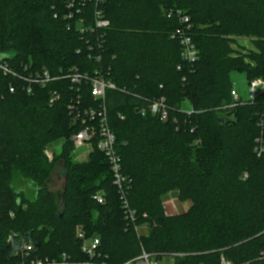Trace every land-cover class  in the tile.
<instances>
[{
  "label": "trees",
  "instance_id": "obj_1",
  "mask_svg": "<svg viewBox=\"0 0 264 264\" xmlns=\"http://www.w3.org/2000/svg\"><path fill=\"white\" fill-rule=\"evenodd\" d=\"M66 1L0 0V63L20 75L101 71L117 86L106 105L134 223L103 153L94 145L87 160L76 159L71 138L81 127L69 115V81L29 94L24 81L0 70V264L63 253L85 260L82 231L100 239L107 264L138 257L140 243L157 262L220 264L223 256L232 264H264V153L254 151L264 92L222 109L232 102L233 71L248 83L264 78V0H87L80 5L85 33L65 17ZM97 9L108 27L96 29ZM177 11L188 17L198 49L192 65L174 36L185 27ZM52 91L60 95L53 105ZM160 98L167 121L139 112ZM82 100L84 107L98 104L89 84ZM53 142L58 151L49 160ZM57 162L66 170L60 194L48 189ZM101 190L103 204L95 199ZM173 190L192 202L187 212L166 214L163 203ZM138 224L150 229L140 239Z\"/></svg>",
  "mask_w": 264,
  "mask_h": 264
},
{
  "label": "built area",
  "instance_id": "obj_2",
  "mask_svg": "<svg viewBox=\"0 0 264 264\" xmlns=\"http://www.w3.org/2000/svg\"><path fill=\"white\" fill-rule=\"evenodd\" d=\"M87 0H67L65 17L70 21H76V29L80 33H85L88 28L82 26L85 22L82 17V9L80 5L86 3ZM91 1V0H90ZM97 2H100L99 0ZM97 4V3H96ZM180 23L185 25L184 28L178 30L174 35L179 38L182 48L181 57L188 64H194L198 58V49L192 37L188 35L189 19L180 11L176 12ZM80 16V17H79ZM79 19H78V18ZM77 18V19H76ZM96 29H103L109 26V22L103 18L102 9H97L94 16ZM94 29H92L93 31ZM173 36V37H174ZM180 69V67H179ZM0 70L3 75L11 76L20 79L26 83V90L29 94L33 93L35 86L47 87L50 83L58 80H68L70 88L73 92L72 99L68 104L69 115L71 116L72 124L79 125L80 130L72 136L74 148L79 150L88 147L94 149L95 147L103 153L106 162L109 165L113 185L116 188L117 194L120 197L122 206L125 209L126 218L134 223L135 212L131 210L127 200L129 184L127 178L123 174V167L120 155L117 149V140L110 123L108 109L106 105V97L108 90H118L117 86L101 73L95 71L93 74L81 72L78 68L69 70L68 73H61L59 75H52L48 70L28 71L26 75H20L12 69L7 63H0ZM90 85V93L92 98L98 103L96 106H83L82 91L83 85ZM15 88L10 87V92H14ZM264 92V78L254 79L248 84V98L243 99L233 87L231 91L232 102L225 105L223 110H231L245 101H254L256 97ZM60 99L57 91L50 93L49 103L53 105ZM139 112L144 116L150 114L158 118L160 121H167L169 117L168 107L164 98L153 99L148 101L147 105L141 107ZM259 136L255 140L254 151L258 156L264 153V117H261L258 122ZM246 177V175H245ZM98 203H104V197L97 195L95 198ZM77 238L81 242V252L86 257L85 260L76 261L68 254L63 253L57 258H34L30 259L29 264H107L100 258L99 247L100 239L98 237L87 236L85 232H79ZM31 246L28 247L30 249ZM123 264H162L157 262L147 253H143L139 257L129 260ZM169 264H175L173 261ZM220 264H232L225 257L221 256Z\"/></svg>",
  "mask_w": 264,
  "mask_h": 264
},
{
  "label": "rangeland",
  "instance_id": "obj_3",
  "mask_svg": "<svg viewBox=\"0 0 264 264\" xmlns=\"http://www.w3.org/2000/svg\"><path fill=\"white\" fill-rule=\"evenodd\" d=\"M239 43L243 44L247 49H252L253 46L250 44L248 40H240ZM231 81L233 83V87L237 90L238 94L243 98H248V82L247 77L244 73L239 71H233L230 75ZM259 78V77H258ZM257 78V79H258ZM186 111L190 110V104L188 102H185L184 107ZM72 139V138H71ZM57 143L53 142L50 146H48V149L46 150V153L49 157V160L52 159L53 152L57 149ZM94 150V149H93ZM92 149L89 150L88 147L81 148L79 150L74 148V153L76 154L77 161H84L87 160L90 156V154L93 152ZM58 151V150H56ZM65 165L62 162H57L54 165V169L52 172L51 180L48 183V189L56 192L57 194H60L64 187L65 182ZM18 187V185H17ZM104 190L99 191L101 192V195L104 196L105 192ZM26 195L30 198L34 197V193L31 190H27ZM164 210L167 215H178L182 214L184 212H187L192 207V202L190 200H180L176 190L170 191L168 194V199L165 200L163 203ZM135 233L140 239V236H146L147 233H149V226L147 224H138L134 227ZM48 241V237L45 239L44 242ZM141 243L139 244L138 254L142 255L143 253H146V251L143 249ZM137 254V255H138ZM139 255V256H140ZM138 256V257H139ZM34 259V258H32ZM43 259V258H42ZM76 260V259H75ZM76 261H82V260H76ZM173 261L170 257H164L162 264H169ZM21 264V263H20Z\"/></svg>",
  "mask_w": 264,
  "mask_h": 264
}]
</instances>
